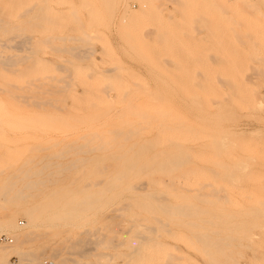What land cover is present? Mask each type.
Instances as JSON below:
<instances>
[{"label": "rangeland", "instance_id": "1", "mask_svg": "<svg viewBox=\"0 0 264 264\" xmlns=\"http://www.w3.org/2000/svg\"><path fill=\"white\" fill-rule=\"evenodd\" d=\"M4 234L5 264H264V0H0Z\"/></svg>", "mask_w": 264, "mask_h": 264}, {"label": "bare ground", "instance_id": "2", "mask_svg": "<svg viewBox=\"0 0 264 264\" xmlns=\"http://www.w3.org/2000/svg\"><path fill=\"white\" fill-rule=\"evenodd\" d=\"M15 110V109H14ZM16 114V113H15ZM10 117V116H9ZM11 117H13V118H16L15 116H12V114H11ZM19 117H20V115H19ZM6 118V117H5ZM59 119V118H58ZM11 121V120H10ZM16 122V121H15ZM33 132V131H32ZM127 152V151H126ZM122 156V155H121ZM175 163V162H174ZM122 173V172H121ZM43 183V182H42ZM41 183V184H42ZM29 189V188H28ZM24 198H26V197H24ZM34 212H31L30 214H29V217H30V219H31V221L33 222L35 219H36V216L34 217ZM11 220H12V218L10 217V216H6V218H5V221H4V223H5V225H9V223L11 222ZM21 225V224H20ZM23 226V225H22ZM10 228V227H9ZM29 233V232H28ZM4 235H6V234H4ZM29 235H32V233L31 234H29ZM8 236H10V235H8ZM31 238V237H30ZM29 238V236H25V238L22 240V242L23 243H25V242H28V240L30 239ZM21 242V241H20ZM22 242L21 243H19V244H17V246H15V248H17V251H15L17 254H18V256L20 257V261H23V262H25V264H38V262L40 261V257L39 256H42V255H37V254H33V253H28V252H22V251H18V248L20 247V244H22ZM13 244H14V238H13V243L12 244H8V246H13ZM3 245V244H2ZM5 245V244H4ZM14 248V247H13ZM14 248V249H15ZM21 248V247H20ZM11 249V247H8V249L7 248H0V251H3V253H0V264H5V260L7 259V258H9V256L14 252V250H10ZM52 257V256H51ZM52 258H54V257H52ZM12 259V258H11ZM11 261V260H10ZM10 264H11V262H10ZM41 264V263H40ZM53 264H55L54 262H53Z\"/></svg>", "mask_w": 264, "mask_h": 264}, {"label": "built area", "instance_id": "3", "mask_svg": "<svg viewBox=\"0 0 264 264\" xmlns=\"http://www.w3.org/2000/svg\"><path fill=\"white\" fill-rule=\"evenodd\" d=\"M21 225H24V224L21 223ZM0 243L5 244V245L12 244L13 238L11 236H8V235H1ZM17 263H18V261L15 258L11 259V264H17ZM41 264H53V262L51 260L47 259V260H44Z\"/></svg>", "mask_w": 264, "mask_h": 264}]
</instances>
